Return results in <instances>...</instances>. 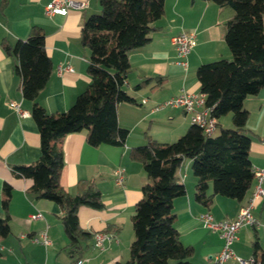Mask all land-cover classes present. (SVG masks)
I'll return each instance as SVG.
<instances>
[{
	"label": "crops",
	"instance_id": "0c3cea01",
	"mask_svg": "<svg viewBox=\"0 0 264 264\" xmlns=\"http://www.w3.org/2000/svg\"><path fill=\"white\" fill-rule=\"evenodd\" d=\"M49 1L0 0V218L6 213L10 217L9 234L0 237V264H72L73 261L59 206L34 198L29 193L31 180L18 178L12 171L13 167L28 165L38 159L39 134L30 115L32 102L22 97L21 81L14 72L17 61L3 52L2 43L13 45L17 40H24L33 26L42 29L51 73L37 102L49 114L68 110L90 83L87 72L89 51L80 42V28L91 14L98 13L97 0H85L84 10H69L65 16H46L45 7ZM180 32L191 33L195 39L186 68L177 64L178 57L171 43V38ZM230 57L220 11L214 3L164 0L163 15L155 22L150 41L129 52L130 69L123 88L134 103L118 104L116 110L118 125L128 130L124 145L91 147L84 132L63 138L61 186L75 195L80 181L92 180L100 190L103 202L101 210L78 209L80 227L92 235L78 261L80 264H114L128 259L134 238L131 216L141 197V189L148 181L141 164L129 158V151L146 144L148 137L160 143H171L185 134L191 126L188 114L179 108L156 109V106L181 91L198 94L197 68ZM144 80L150 81L137 90L136 85ZM11 103L19 105L30 116L20 117ZM243 107L249 114L246 123V133L251 140L249 159L252 168H258L264 163V87L256 95L247 96ZM227 116L219 120L221 128L231 127V119ZM117 167L125 170L122 187L113 183V171ZM177 176L182 178L186 192L173 200L175 228L181 243L193 250L189 260L193 264H209L223 241L218 233L202 226L199 216L208 212L216 221L236 218L240 208L248 203L255 181L243 201L214 196L207 208L194 200L195 178L189 159L183 160ZM4 183L11 187L6 211L1 206ZM36 213L42 218L29 219ZM251 213L258 225L239 229L231 246L236 256L246 260L253 256L254 241L264 252V199L254 203ZM42 232H46L51 242L48 247L30 241L29 237H38ZM97 232L114 238L104 244L102 252L93 246V234ZM21 235L26 237L21 238ZM223 264L239 263L229 259Z\"/></svg>",
	"mask_w": 264,
	"mask_h": 264
},
{
	"label": "trees",
	"instance_id": "16d2710c",
	"mask_svg": "<svg viewBox=\"0 0 264 264\" xmlns=\"http://www.w3.org/2000/svg\"><path fill=\"white\" fill-rule=\"evenodd\" d=\"M220 11L225 43L230 59L200 65L196 70L199 93L217 119L216 135L204 134L191 124L171 143L148 137L146 144L129 151V158L141 164L147 183L131 216L133 241L129 257L114 264H193V250L184 246L175 228L173 200L185 195L177 171L183 160L191 161L195 178L194 200L209 207L214 196L243 201L254 182L249 159L251 140L246 133L247 96L264 87V0H204ZM99 11L91 14L80 28V42L89 51L90 83L65 112L49 114L37 102L51 73V60L45 51L40 27H31L24 40L2 43L6 55L17 63L14 72L21 81V94L32 102L31 118L39 134V157L33 163L13 167L18 178L31 180L29 193L36 199L53 202L62 211L63 231L76 264L92 235L79 224L80 207L101 210V192L92 180L79 182V191L69 194L60 184L63 138L85 133L91 147H120L128 130L117 123V105L134 103L123 86L130 69L129 52L145 46L164 12V0H97ZM144 80L136 89L147 85ZM230 116L231 127L221 128L219 120ZM219 128V129H217ZM11 187L2 186L1 206L7 210ZM9 215L0 218V237L9 234ZM254 264H264L259 243L252 244ZM259 252V259L257 254Z\"/></svg>",
	"mask_w": 264,
	"mask_h": 264
},
{
	"label": "built area",
	"instance_id": "2783aa9c",
	"mask_svg": "<svg viewBox=\"0 0 264 264\" xmlns=\"http://www.w3.org/2000/svg\"><path fill=\"white\" fill-rule=\"evenodd\" d=\"M87 6L85 0H50L45 7V15H62L65 16L69 10H84ZM171 43L177 54V64L182 68L187 67V57L193 47L195 46L194 35L187 32H180L171 38ZM69 69V68H68ZM11 107L16 111L20 117H29V113L22 111L19 105L11 103ZM168 107V108H179L182 109L186 114L189 115L191 124H194L202 129L204 134L211 135L214 133L217 127V119L212 115V109L206 107L204 95L198 93H188L181 91V93L175 97H172L162 104L156 106V109ZM253 178L255 181L254 190L248 203L241 207L236 218L232 220H220L216 221L208 213H204L199 216V221L202 226L210 232L218 233L222 239V247L210 260L209 264H223L229 259L236 260L239 264H254V260L243 259L234 254L231 246L237 239V232L244 226L255 227L258 225L257 219L251 213L254 203L257 200L264 199V163L261 167L253 168ZM180 182L182 178H179ZM125 181V170L122 167H117L113 171V183L117 187H122ZM42 215L36 213L31 215L29 219L37 220L41 219ZM21 238H25V235H21ZM30 241L34 244L48 247L51 242L46 234L42 232L38 237H29ZM113 236L97 232L93 234V246L98 251L102 252L105 250V243L111 242ZM76 264H80L77 262Z\"/></svg>",
	"mask_w": 264,
	"mask_h": 264
},
{
	"label": "rangeland",
	"instance_id": "374dc122",
	"mask_svg": "<svg viewBox=\"0 0 264 264\" xmlns=\"http://www.w3.org/2000/svg\"><path fill=\"white\" fill-rule=\"evenodd\" d=\"M230 58H231V57H230ZM227 117H228V119H229L230 116H227ZM217 133H218V131H216V132L214 133V135H216ZM128 257H129V256H128Z\"/></svg>",
	"mask_w": 264,
	"mask_h": 264
}]
</instances>
